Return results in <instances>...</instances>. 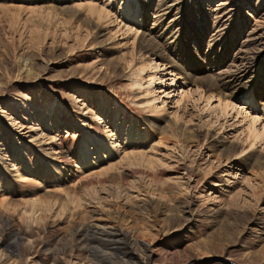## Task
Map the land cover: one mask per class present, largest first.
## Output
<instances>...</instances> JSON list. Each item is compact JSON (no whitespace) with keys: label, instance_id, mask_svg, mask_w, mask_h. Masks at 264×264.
<instances>
[{"label":"rangeland","instance_id":"374dc122","mask_svg":"<svg viewBox=\"0 0 264 264\" xmlns=\"http://www.w3.org/2000/svg\"><path fill=\"white\" fill-rule=\"evenodd\" d=\"M124 1L0 0V264H264V137L248 120L263 131L264 98L227 112L207 89L248 56L264 91V0H171L165 52L205 65L172 86L165 58L125 34ZM140 1L152 37L163 0ZM156 72L166 98L148 88ZM51 137L69 159L93 138L88 168L32 182L27 165L55 160ZM100 230L134 244L107 260L89 239Z\"/></svg>","mask_w":264,"mask_h":264},{"label":"bare ground","instance_id":"6f19581e","mask_svg":"<svg viewBox=\"0 0 264 264\" xmlns=\"http://www.w3.org/2000/svg\"><path fill=\"white\" fill-rule=\"evenodd\" d=\"M52 1H55V0H51V2ZM158 4H159L158 5L159 8L156 9L157 12L155 13V16H154V19H155L154 21H156V25H155V23H154V25H155V27L157 26L156 28H157L158 31H156V33L154 32L155 34H153V36L151 37V35H147V33H145V31L142 29V26H144L150 20V17L148 15L149 13L146 12V9L142 5V1H140V0H125L124 3L122 4V6H120L119 10H120L121 15L123 16L124 19L128 20L129 22L130 21L133 22V23L131 22L132 26L130 25V26L125 28V34H133V35H135L134 36L135 37L134 41H137L138 45L140 44V46H138V47H140V49L142 51L147 49L148 52H150L149 54H153V56L154 55H157V56L159 55L160 57H164L165 58V60H166L165 67L169 68V70H170L169 71V75L175 76L171 80L172 81L170 83L171 86L174 85L176 79H179L176 76V73H177L176 71H178V70H179L180 74H184L190 80L196 81V79H197V78L195 79L196 75H192L191 71H195V70L198 71L200 69H201V71L203 69L205 70V65L200 62L199 58L198 59L196 58V55L194 54V52H192L193 49L191 51V56L192 55L193 56L195 55V56L192 59L188 58L187 60H185L186 63L182 62V61H184L182 58H181V60H179L176 57H175L176 59H174V58L170 57L165 52V51L168 50L167 49V45H165V43H164L165 41L159 40V38L163 37L162 39H166L167 38L168 40L171 38L170 35L172 33L170 34L169 30H171L170 27H172V25L170 23H168V25L165 26V28H162V26H163V22H164L165 17L170 13L172 4H171V0H167V1L163 0V1H161V4L160 3H158ZM221 5H222V3H221ZM95 6H94V8H95ZM141 10H144L145 12H143ZM108 12H110V11H108ZM134 27L137 28V29L135 30ZM122 28H124V25H123ZM120 30H122V29H120ZM120 33H121V31H120ZM148 37H150L151 39L155 40V45L156 46L155 47H154V45H153V47L151 46L152 49H150L148 47V45H147L148 43L146 44V42H148L147 41ZM178 42H180V38L179 37L175 41L173 40L170 43H168V44H170L168 48H169V50H172L173 53H175L173 51V49H176L177 47H179V43ZM173 43H176V45H174ZM143 44H146V46H143ZM243 45H241V46H243ZM162 49H164L163 51L166 53V55H165L164 52H163V54L165 56H161L160 55L162 53L161 52ZM249 52L247 54H249ZM175 54L177 56H179L180 50H179L178 54L177 53H175ZM248 60H249L248 56L241 58L240 59V65H237V67H239L240 69L237 68L238 70H236V71L217 73L214 70V71H212L213 75L211 74L212 76L208 77L207 89L209 91H212V92L213 91L214 92L215 91H221V92L224 93L227 101H225V103H224V101L223 102L219 101V105L223 107V110H225V111L227 110V112L229 110H234V106H233V102L232 101L234 99H236V98H241V97H245L246 96L248 101L251 99V101L254 102L253 91H254V93L256 92V94L259 96L260 99L264 98V91L262 90V88H263V82H262V77H261L262 75H260L259 78H256L255 75L253 76V74H251L250 70L252 68H251L250 65H247L248 64ZM182 63L183 64L185 63L186 65H182ZM157 74L158 73L156 72V73H154V75H150V77H149L150 79L147 80L148 81V88H149V90H154L156 92L158 91L159 93L162 91L163 93H165L164 96L166 98V97L170 96V94H171L170 92H169L170 93L169 94V93H166L165 91H163L161 89L160 90H155V86H156V85L154 86L155 80H161V86H164V83H166V80H164V77L163 78H157ZM263 78H264V76H263ZM199 81L200 80H198V83H199ZM138 82H140V80ZM202 84L204 85V81H202ZM183 85H185V83ZM197 90H198V88H197ZM204 90H202V92H201L202 93V95H201L202 99L206 100V102H208V103L211 100H214V98L216 99V96H214L213 93L209 94V95L208 94H204ZM156 92H153V93L156 94ZM187 95H188V93H187ZM183 98H184V96L182 97V99ZM187 98H188V96H187ZM184 99H186V98H184ZM220 99H221V97H220ZM163 104L165 106L166 102L163 101ZM160 107H162V106L160 105ZM223 113L225 114L224 111H223ZM225 118H226V116H225ZM248 120H249L250 127H251L250 128V132H251V136L252 137L251 136L250 137L253 138V140H255V141H257V140L259 141L260 139H263V137H264V127L261 128L263 130L262 132L259 131L258 128L256 127L257 122L259 123V119L255 118V117H251ZM96 129L99 130L100 127L98 126ZM40 136H42V135H40ZM109 137H110V135H109ZM42 139H44V138H42ZM250 140H251L250 142H253L252 139H250ZM40 142H42V141H40ZM102 143H104V142H99L98 144L100 145ZM112 143L114 144V142H112ZM253 143H255V142H253ZM44 144L49 148L48 150L53 154L55 160H53L52 163H48V162L44 161L43 156L41 155L37 159H40V160L46 162L47 164L45 166H43L40 163H33L32 165H27L25 174H26L27 179L31 180L32 182L36 181V179L37 180H42V179H44L47 176L48 173H47V170L45 169V167L51 171V177H53L56 174H60V172H62L64 175L68 174V170H67L68 166L75 167L76 168V170H75L76 173L77 172H82L83 170H86L88 168V163L90 161V150L89 149L94 147V146H96L95 140L93 138H89V140L83 145V148H80V150H78L77 152L74 153L76 157H73V159H69V158L66 157V155L69 154V151H65L64 150V146H63L64 143L62 141H60V139H57L56 137H51L49 139V143L45 142ZM38 153L41 154L42 151H40ZM63 178L65 179V177H63ZM81 181H83V180H81ZM87 181H88V179H87ZM76 185H78V184H76ZM92 234L93 235H91V237L89 239L92 240L91 243L96 244L93 247L94 251L98 247L99 250L101 251V255L103 256V258H105L107 260L110 257V256H108L109 255V253H107L108 251L112 252V250H113L115 252H118L116 250L120 251L125 246L127 247V245L132 244L131 241L133 240L132 236H128V235L122 234V233L120 234L118 232H108V230L107 231L106 230H100V232H96L95 234L93 232ZM133 244H134V242H133ZM124 254H126V253H124ZM114 256H115V254H114ZM109 260H111V258H109Z\"/></svg>","mask_w":264,"mask_h":264}]
</instances>
